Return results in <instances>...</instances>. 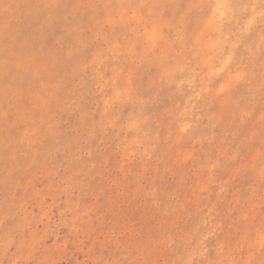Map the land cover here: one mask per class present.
Instances as JSON below:
<instances>
[{
    "label": "rangeland",
    "instance_id": "rangeland-1",
    "mask_svg": "<svg viewBox=\"0 0 264 264\" xmlns=\"http://www.w3.org/2000/svg\"><path fill=\"white\" fill-rule=\"evenodd\" d=\"M0 264H264V0H0Z\"/></svg>",
    "mask_w": 264,
    "mask_h": 264
}]
</instances>
